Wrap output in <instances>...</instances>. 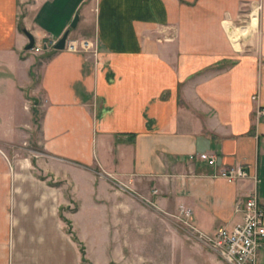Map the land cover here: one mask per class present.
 <instances>
[{"label": "crops", "instance_id": "crops-1", "mask_svg": "<svg viewBox=\"0 0 264 264\" xmlns=\"http://www.w3.org/2000/svg\"><path fill=\"white\" fill-rule=\"evenodd\" d=\"M24 31L47 45L35 88ZM65 32L95 54L50 49ZM27 91L42 113V150L65 170L79 165L83 194L113 184L130 208L187 211L199 241L240 223L236 207L250 195L264 203V122L256 116L264 107V0H0V115L5 104L8 114L14 104L23 110L15 127L2 130L0 117L2 144L4 133L32 123ZM203 153L216 163L201 161ZM237 166L245 179L219 176ZM5 175L0 157V264L9 228ZM39 205L17 207L14 223L52 224L50 195ZM25 238L19 227L16 263L40 264L23 252ZM199 251L202 264H225ZM51 255L52 243L47 264Z\"/></svg>", "mask_w": 264, "mask_h": 264}, {"label": "rangeland", "instance_id": "rangeland-1", "mask_svg": "<svg viewBox=\"0 0 264 264\" xmlns=\"http://www.w3.org/2000/svg\"><path fill=\"white\" fill-rule=\"evenodd\" d=\"M67 41L74 39L68 37ZM46 46L43 49V45L35 44L31 51L26 52V56L35 59L30 73L33 88L37 84V69L47 59ZM28 94L29 91L25 96L26 109L32 116L31 125H26L27 129L4 133L9 135V139L6 143H0V157L4 161L8 182L4 194L7 200L6 221H9L8 233L4 238V264H17L14 237L17 238L19 227H23L26 234L23 252L40 264H47L48 245L51 243L50 264H202L200 249L215 253L192 237V229L182 210L179 214L170 215L153 207L148 212L140 210L138 206L130 208L122 194L117 193L118 187L113 184H105L103 192L97 187L90 194L86 186L83 194L75 178L79 165L72 163L71 168L65 170L42 150L39 143L42 113L36 108L37 99L28 97ZM2 107V130L8 123H14L15 127L17 123L23 122L21 106L14 104L12 114H8L10 109L6 104ZM46 194L50 195L52 224L49 225V221L14 223L17 207L22 206L26 212L28 206L40 207L41 198ZM59 206L63 207L61 212L57 210ZM94 215H97V219ZM57 230L64 233L65 240ZM49 233L51 241H48ZM79 242L84 245L86 263L81 262ZM21 260L18 264H26L25 259Z\"/></svg>", "mask_w": 264, "mask_h": 264}, {"label": "built area", "instance_id": "built-area-1", "mask_svg": "<svg viewBox=\"0 0 264 264\" xmlns=\"http://www.w3.org/2000/svg\"><path fill=\"white\" fill-rule=\"evenodd\" d=\"M55 44L53 43L51 47ZM64 52L69 54H95L93 45L88 41H67ZM255 100V98H252ZM264 122V107L256 112ZM201 161L214 165L213 155L203 153ZM219 176L229 182L247 177L246 170L237 166L225 170ZM242 213V221L231 228L221 227L211 237H200V241L211 248L226 264H258L259 255L264 251V203L253 194L236 207ZM188 216L187 211H183Z\"/></svg>", "mask_w": 264, "mask_h": 264}, {"label": "water", "instance_id": "water-1", "mask_svg": "<svg viewBox=\"0 0 264 264\" xmlns=\"http://www.w3.org/2000/svg\"><path fill=\"white\" fill-rule=\"evenodd\" d=\"M77 23H78V17L76 16L70 25V29L74 30L77 26ZM23 34L28 41V44L24 48V51L25 52L31 51L35 45L34 38L31 34H29L26 31H24ZM68 35H69V32H65L64 35L59 39V41L54 45L53 50L55 52H63L64 51L65 44H66L67 39H68Z\"/></svg>", "mask_w": 264, "mask_h": 264}, {"label": "trees", "instance_id": "trees-1", "mask_svg": "<svg viewBox=\"0 0 264 264\" xmlns=\"http://www.w3.org/2000/svg\"><path fill=\"white\" fill-rule=\"evenodd\" d=\"M76 240H77V239L75 238V241H76ZM79 245H80L81 262L86 263L87 261H86V259H85V257H84V249H83L81 243H79Z\"/></svg>", "mask_w": 264, "mask_h": 264}, {"label": "bare ground", "instance_id": "bare-ground-1", "mask_svg": "<svg viewBox=\"0 0 264 264\" xmlns=\"http://www.w3.org/2000/svg\"><path fill=\"white\" fill-rule=\"evenodd\" d=\"M253 24H254V22H253Z\"/></svg>", "mask_w": 264, "mask_h": 264}]
</instances>
